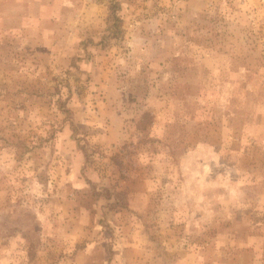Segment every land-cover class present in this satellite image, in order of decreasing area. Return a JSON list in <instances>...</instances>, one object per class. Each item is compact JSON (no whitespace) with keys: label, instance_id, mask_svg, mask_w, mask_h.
<instances>
[{"label":"rangeland","instance_id":"374dc122","mask_svg":"<svg viewBox=\"0 0 264 264\" xmlns=\"http://www.w3.org/2000/svg\"><path fill=\"white\" fill-rule=\"evenodd\" d=\"M0 264H264V0H0Z\"/></svg>","mask_w":264,"mask_h":264}]
</instances>
